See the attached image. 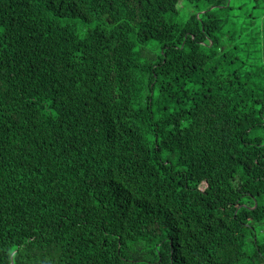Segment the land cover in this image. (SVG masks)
<instances>
[{"label":"trees","instance_id":"16d2710c","mask_svg":"<svg viewBox=\"0 0 264 264\" xmlns=\"http://www.w3.org/2000/svg\"><path fill=\"white\" fill-rule=\"evenodd\" d=\"M0 264H264V0H0Z\"/></svg>","mask_w":264,"mask_h":264},{"label":"rangeland","instance_id":"374dc122","mask_svg":"<svg viewBox=\"0 0 264 264\" xmlns=\"http://www.w3.org/2000/svg\"><path fill=\"white\" fill-rule=\"evenodd\" d=\"M241 4H242V2H239V3H238V5H241ZM182 6H183V3L180 4V7H182ZM193 10H195V9H193ZM202 12H205V11H202ZM240 12H242V10H240ZM240 12H239V13H240ZM82 27H83L84 29H85V28H89V27L86 26V25H80L79 28H82Z\"/></svg>","mask_w":264,"mask_h":264}]
</instances>
